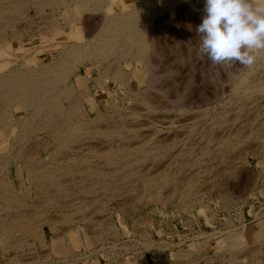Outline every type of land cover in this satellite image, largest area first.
I'll list each match as a JSON object with an SVG mask.
<instances>
[{
    "label": "rangeland",
    "instance_id": "1",
    "mask_svg": "<svg viewBox=\"0 0 264 264\" xmlns=\"http://www.w3.org/2000/svg\"><path fill=\"white\" fill-rule=\"evenodd\" d=\"M147 1L148 0H123L122 4L123 7L125 6V8L122 9L114 8L115 6L112 7L111 2L106 0L105 8H100L97 10L91 9V11L82 13L86 18L85 21H87L86 31H82L79 33V36L81 35L82 38H79L77 36L73 37L71 33L72 28L63 30L59 29L57 26H53L54 29L52 31L49 30L45 21L42 20V14L37 15V13H35L36 8L31 7L30 16L33 23L31 20L30 22L29 20H23L15 24L16 29L21 32L23 31L24 36L22 37L23 40L21 42H17L13 46L14 48L18 49L19 47H21L20 45L23 44L22 42H24V51H18L13 55H9L8 59L10 58L9 60H11V63L9 62V64L13 65L14 63L19 62V60L24 61V59H26V55H29V58L31 60L30 63L42 61L43 63H45L50 61L53 56L58 57L59 55L57 54V51L59 48L64 47L63 45L67 40L66 37H70L68 40L79 42L89 39L85 36V34H88L89 32V34H93L100 29L101 24L103 23L102 20L106 15L105 13H108L110 15H113L114 13L122 14L126 11H131V9L134 7L144 8L143 10L154 9V11L158 12V14H154L152 25L154 27L149 30L150 32H148L147 34L149 37L154 35L152 36L154 42L146 58V62L144 64H141V67L137 70L136 66L130 68L125 62H121V65L124 68L123 70H126L127 72H134L133 80L135 83H133L140 94L136 93V90L133 92V94L135 93L134 95L131 94V92L128 96V94L125 93L126 88L124 85L115 82L112 79L106 78V85L115 93L117 99L114 102L115 106H113L112 109L111 107H108L107 102L109 101L106 100V103L104 105H101V111L104 114V117L106 119L105 121L116 120L120 122V117L123 114L126 117L130 116L129 118L131 119L136 117L139 118V121H147L146 123H149L148 125L150 127H158V134L154 136V140L159 139L158 135L160 137L164 133V135H166L167 131H170V133L167 132L168 134L166 136H168V138L170 139L173 137V143L169 145V147L172 148L171 150L169 147L168 149L164 148L165 150L160 153L161 157L159 158H164L162 159L163 162L164 160L165 162H167L166 159L168 158L167 164H169L168 169L171 170L170 173L174 170V172L172 173L173 175L171 176V181L176 180L177 182L172 181L173 183L166 184L167 186H165L164 184V187H162L163 196L168 195L167 192L170 193V190H173L172 187L176 185L182 187L184 183L189 179V177L197 179V184L195 185L194 189L196 191H194V195L189 199L190 201L188 200V203L179 201L180 192L177 193L173 199H170V201L165 199L161 201L153 199L151 200L148 197V191L143 192L145 189L144 184H142L143 182H141V177L135 175H128L127 177H125L124 174H122L123 177L122 175L119 177H117L118 175L116 176L117 179H124L123 184L126 185L121 188L122 190L120 189L115 192H110L109 190L107 194L106 192L104 193V191H98L96 197H88L89 195L85 196L86 194H79V196H77V199L75 200H78L80 204L84 205L82 214V212L77 213L76 208H72V206L68 205V203H76L74 198L65 199L59 196L58 193L57 195L51 194L50 196L53 198V200L51 201L53 202L48 203L49 205L45 206V204H42L41 199H44V197L46 196L39 194L34 190L30 194H28V198L33 201H26L21 206L22 211L23 207H26L25 211L28 209V213L34 212L29 220H31L33 223H38L40 229L45 231L47 238L45 244L50 250L46 249V247L43 246V244L39 241V238L36 237L33 239V237H31L29 238L31 240H27L28 238H23L21 234H17L18 232L16 231V237L10 239V241L8 242L9 244L6 243L8 244V247H4V245L0 244V264H6L8 260H11V257L18 258L19 261L22 260L20 262L21 264H24V261L26 262L25 259H27V261L29 262H31L32 259H35V261H32L31 264H39L40 262L41 264H56L57 262V264H62L63 258H65V256L62 254H58L56 250H53L52 240L54 234L60 235L62 233V229H64L63 226L65 227L66 224H70L68 225L70 227H72L73 225H77L79 227L81 236L92 237V240H90L89 242L92 241L95 243H91L90 245H88V239H85L86 241H84L86 242V244L81 243L78 246L74 245L73 249L75 250V253L73 254L74 256H71V261L73 264H182L183 262V264H233L230 260L235 261L237 258L239 260L237 259L238 262L236 260L237 263L234 264H264V163H262L261 161L262 156H256L249 152L252 147H256L257 145V147L264 146V140L263 143H259L261 139H264V94L260 93L259 95H256L258 94L256 93L254 95L256 91H259L258 89H248L249 91L246 92L247 90L245 91V88H241L237 91L234 86V84L237 83L238 77L247 74L251 75V77H254V81L257 80L255 79V77H260L263 79L262 81H260L264 82V63L262 62L260 54L258 53L260 50L254 53L256 59L255 64H253L252 67H244L236 62H225L222 65L213 64L207 57L198 54L200 38L196 33V27L197 25H199L204 15V0H186L179 3L172 9L169 8L170 5L167 0H154L153 2L146 3ZM249 2L252 5L254 4V6L262 4V1L260 0H249ZM158 9L161 10L158 11ZM46 11L51 12L50 9H47ZM62 15H64V13L62 10H60L59 17L61 21H64V19H62V17L64 18V16ZM87 18L89 19V21ZM27 21L29 22V24ZM87 24H89V26ZM151 31L153 34L151 33ZM110 60L112 61V67H114L117 61L116 56H112ZM257 61L259 63H256ZM148 62H150L151 64H149ZM0 63V65H2L3 67L4 62L2 61ZM133 65L135 64L133 63ZM85 72L86 67L83 66L81 68L82 75L85 74ZM260 74L262 75V77ZM95 77L96 76L91 78L90 85L93 88L92 90L95 96L97 97V104L98 102L104 103L105 97H103V94L99 91V86H96L97 84L94 82ZM235 90L237 91V93H235ZM150 92L154 95L152 94L153 96H151ZM157 100L160 102H158ZM152 102L154 103L152 104ZM86 104L89 105V102L87 101ZM256 104H258V106ZM112 105L113 103L110 104V106ZM258 107L263 111H261ZM107 108H109L110 110ZM255 108L257 109V111ZM180 110L183 112H181ZM240 111H242V113ZM180 113H182L183 116L185 115L189 118L192 117L186 125L177 123L180 118ZM90 114L91 117H94L96 115V111H91ZM178 114L179 116H177ZM239 114L243 117H241ZM149 115L155 116L156 119L155 117L153 119L152 116L151 118ZM175 117H177L178 119ZM219 117H221V119L224 118L227 120H220ZM172 118L173 120H176L173 121V123L176 122L175 124L169 122L172 121ZM217 119L219 120V122ZM244 120H246L247 122ZM150 122L153 125H150ZM217 122L219 124H217ZM241 122L242 126L244 127L241 126ZM261 123L263 124L261 125ZM187 125L189 127L191 125H194L195 128L194 126H191L192 129H187L185 128L187 127ZM198 126L199 128H197ZM236 127L240 128L237 129ZM256 127H258L257 129L260 128L259 130L261 134L258 137L259 139H254L250 135L251 131ZM182 128H185L186 130ZM179 129L182 130L180 131ZM228 129L231 131H229ZM215 130L217 132H215ZM189 131L191 133H189ZM228 131L230 132V135ZM240 131L244 133H240ZM174 132H176V134H173ZM198 132L202 133H200L201 135L199 134L201 137L198 135ZM236 132L240 136L242 135L243 138L242 136L238 137L239 135L236 134ZM177 134H179V136ZM244 134L247 135L246 138L244 137ZM235 135L238 138L235 137ZM198 136L200 139L198 138ZM162 137H160V141L162 143L168 142L165 141L167 137L165 138L164 136L163 138L165 140H161ZM233 138H236L234 141H237L234 142V144H237L234 145L232 142L229 148L227 147L228 149L225 146H223V148L221 149L223 145V139L233 140ZM208 140L210 142H208ZM184 141V144H187L188 142V144L191 143L192 145L187 144L186 146L183 144ZM245 142H247V144ZM261 143L263 145H261ZM31 144L34 145V142L30 141L28 146H30ZM182 144L183 146H181ZM204 144L209 145L210 148L212 147L211 150L209 149L205 153L203 149H201L204 148ZM7 147V139L0 142V152L6 150ZM186 147H188L189 149L187 150V152L179 153L182 148ZM216 147L218 148V150ZM190 148H193L192 151H194H190ZM32 149L33 151L37 150V152L44 158L47 156V151L45 150L30 148V150ZM166 151L170 153L169 155L172 156L166 154V158V156H164ZM95 159H97V161L100 160L98 156L97 158L95 157ZM133 160L134 158L128 160L127 162L130 163V161ZM153 160L154 159L148 160L147 163L150 164ZM124 163H126V160L124 161ZM147 163H145V165ZM137 167L139 169L141 168L140 165L136 166V168ZM15 169L16 165H11L9 169L10 171H8L10 172V176H12L14 180V191L24 194V189L27 185H29V182L27 181L25 186L21 188L18 181V176L15 173ZM114 169L115 167L112 170ZM127 172L128 167L126 169V173ZM76 174L79 175V173L73 172L72 174H70L71 176L73 175V177H71L70 175V178L68 177L69 180L72 179V185L75 184L73 179L74 177H77ZM22 175L23 178H27L26 171L22 173ZM74 186H70L71 193L74 192V190V193L78 192L79 187L77 185L75 187ZM21 189L24 191H22ZM51 192L56 193L54 190H51ZM116 193H118V195H116ZM143 193L146 195L142 196L144 195ZM108 194H110L111 197ZM35 199H37L36 202L40 201L41 204H36ZM195 199L196 201H194ZM180 202L183 204V206L179 205L181 204ZM0 208L2 207L0 206ZM73 211H75L76 213L72 214L74 215V218L71 222H67L66 224L64 222H60L62 219L61 217H63L62 215L69 212L72 213ZM84 211L88 219L86 216L83 217ZM41 215L44 216L41 217ZM40 217L43 220H41ZM50 221H54L56 223L55 225H57L58 227L55 226L54 229H52L51 226H49ZM110 223H112L113 225ZM106 225H112L113 229L117 227L118 229H116V231H113L114 234L112 232H109L111 234H105V237L103 238L104 240L102 239V241L99 238L97 239V237L95 238V235L98 236L99 233L102 232V228L104 226L106 227ZM240 228L243 229V232ZM117 231L119 233H117ZM238 231H241L244 235V238L246 239L245 240L242 237L246 243L239 246V248H242H240L242 252L237 246L236 247L239 249V251L237 248L235 250L233 249L234 247H231L233 246L231 245V242L233 240L232 237L233 235H236L234 234V232L239 233ZM252 232L254 235L252 234ZM70 235L68 233L66 237V239L69 241H71L73 238L71 233ZM149 237L151 238V242H153L154 245L148 247L146 244L145 247V240L147 242L150 241ZM18 239H22L27 243H23V246L21 247V245L19 246L16 243ZM56 240L58 241V239ZM56 240L55 242H57ZM142 242L144 245L142 244ZM111 245H115L114 248H112ZM159 246L161 249L156 248ZM244 246L247 249H244ZM18 247H21L23 249H19ZM32 252L39 258H34L36 256H33ZM159 252L162 253L160 254ZM240 252L243 254L241 255ZM11 253L12 255L13 253L15 255L12 256ZM6 254H9L11 256H7ZM42 254L43 256L41 257ZM242 256L245 257L242 258ZM29 257L31 260L28 259ZM232 257L233 259H231ZM118 260L121 262H119ZM43 261L44 263H42Z\"/></svg>",
    "mask_w": 264,
    "mask_h": 264
},
{
    "label": "bare ground",
    "instance_id": "2",
    "mask_svg": "<svg viewBox=\"0 0 264 264\" xmlns=\"http://www.w3.org/2000/svg\"><path fill=\"white\" fill-rule=\"evenodd\" d=\"M105 1L106 0H0V62H2V61L4 62L3 67H2V65H0V142H2L5 139L8 140L7 149L4 150L3 152H0V206L2 207V208H0V244L4 245V247H6V246L8 247V244H9L8 242L10 241V239L16 237V231H17L18 232L17 234H21V236L23 238H25V237L28 238L27 240H31V239H29L31 237H33V239L36 237L39 238V241L43 244V246H45L46 249H49V248H47L48 246L45 244V241L47 239L45 231L40 229V226L38 225V223L36 224V223H33L31 220H29V218L32 216V214L34 212L28 213L27 212L28 209L25 211L26 207L25 208L23 207V211H22L21 206L26 201H31V202L33 201V200H30L28 198V194H30L34 190L36 192H38L39 194L46 196V197H44V199H41L42 200L41 202H42V204H45V206H48L49 205L48 203L53 202V201H51V200H53V198L50 196L51 194L57 195V193H58V195L61 196L62 198H65V199L66 198H74V200H75V199H77V196H79V194H86L85 196L89 195L88 197H90V196L96 197L98 191H104V193L106 192V194L109 190H110V192L111 191H114V192L118 191L121 188H123L126 184H123L124 179L123 180L117 179L116 176L118 175L117 177H119L122 174H124L125 177H127L128 175L129 176L135 175V176L141 177V182H143L142 184H144V189H145L144 191L143 190L142 191L143 192L148 191V197L151 200L153 199V200L161 201V200L165 199V200L170 201V199H173L174 196L180 192L179 193L180 194V196H179L180 200L179 199H177V200L184 201V202L188 203V200L194 195V191H196L194 189H195V185L197 184L196 183L197 179H195L193 177H191V178L189 177V179L184 183V185L182 187L176 185V186L172 187L173 190L171 189L170 193L167 192L168 195L163 196V191H162V187H164L163 185L165 184V186H167L166 184H169V183L171 184L174 181H176V180H172L173 182L171 181V176L173 175L172 173L174 172V170H173V172L170 173L171 170L168 169L169 164H167L168 158H167L166 154L169 155L170 153H168L167 151H166L167 153L165 152L164 156H166L167 162H165V160H164V162L162 161V159H164V158H162V159L159 158V157H161L160 153L165 150L164 148L168 149L169 145H171L173 143V137L170 139V138H168V136H166L168 133H170V131H167L168 133L166 132V135H164L165 133L164 134L162 133L165 136V138L166 137L167 138L165 140L163 138L164 136L161 135L160 137L163 136L161 138V140L163 139L165 141H168V142L162 143L160 141L159 135H158L159 139L157 138L158 140H154V136L158 134L159 128L155 127L156 128L155 129V128H153V126L150 127L148 125L149 123H146L147 121H145V122H143V120L139 121L138 120L139 118H136V117L131 119V118H129L130 116L126 117L123 114L122 115L124 117L121 115V117H120L121 120L119 119L120 122L116 121V120L115 121H109V120L105 121L106 119L104 117L103 112L101 111V105L102 104L104 105L106 103V100L109 101V102H107L108 107L109 108L111 107V109H112L113 106H115L114 102L117 99L115 96V93L106 85V82H105L106 78L112 79L113 81L124 85L126 88L125 93L128 94V96L131 92H132L131 94H133V92L137 90L135 85H134L135 82L133 80V77H134L133 73L134 72H129V71L127 72L126 70H123L124 68L121 65L122 64L121 62L122 61L125 62L127 64V66H129L130 68L131 67L133 68V66H136L137 67L136 70L141 67L140 66L141 64H144L146 62V58H147V56H148V54H149V52L153 46L152 44L154 42L152 39L153 38L152 36H154V35H152L153 34L152 31H151V33H152L151 37H149L147 35L148 32H150L149 30H151L154 27V26H152L154 14H156V13L158 14V12L154 11V9L153 10H150V9L143 10L144 8L134 7L131 9V11H126L125 13H122V14L114 13L113 15L112 14L110 15L108 13H105L106 15L102 20L103 23L101 24L100 29L97 32H94V33L92 32L93 34H89L90 32L88 34H85V36L88 37L89 39H86L85 41L79 42V41L68 40L70 37H66L67 35L64 36V37H66L67 40H66V43H64V45H63L64 47L58 49V51H57V54L59 55L58 57L53 56V58H51L50 61L45 62V63H43V61L30 63L31 60L29 58V55L25 54L26 59H24V61L19 60V62L14 63L13 65L9 64V62L11 61V60H9L10 58L8 59L9 55H11V54L13 55L14 53H16L18 51H24V42H22L23 44H21L20 45L21 47H19L18 49L14 48V46H13L15 43L21 42L23 40L22 37L24 36L23 31L21 32L18 29H16L15 24L17 22H20L23 20H25V21L29 20V22H30V20L32 21V18L30 16V8L31 7L36 8L35 13H37V15L42 14V18H43L42 20L45 21L49 30L52 31L54 29L53 26H57L59 29H63V30L68 29V28H72L71 29L72 36L73 37L77 36L79 38H82L81 35L79 36V33L82 31H86V29H87V26H86L87 21H85L86 18H85V16H83L82 13L87 12V11H91V9L97 10L100 8L101 9L105 8ZM108 1L111 2L112 7L115 6L114 8H122V9L125 8V6L123 7V4H122L123 0H117V1L116 0H108ZM153 1L154 0H148L146 3H150ZM161 1H164V0H161ZM167 1L170 5L169 8L172 9V8L176 7L179 3L184 2L186 0H167ZM260 1H262L261 3H264V0H260ZM253 6H254V4H253ZM162 8H165V7H162ZM47 9H50L51 12L46 11ZM60 10H62L64 13V15H62V16H64V18L62 17V19H64V21H61V19L59 17V11ZM160 10L161 9H158V11H160ZM161 13H163V12H161ZM100 15H99V17H100ZM16 20H19V21H16ZM98 20H101V19H98ZM88 21H89V19H88ZM29 22H28V24H29ZM32 23H33V21H32ZM89 24H87V25L89 26ZM29 29H31V28H29ZM155 39H156V37H155ZM155 44H156V42H155ZM258 53L260 54V58L262 59V62L264 63V49L260 50ZM112 56H114V57L116 56V58H117L116 65L114 67H112V61L110 60V58ZM113 59H115V58H113ZM133 63L135 65H133ZM148 63L151 64L150 62H148ZM256 63H259V62L257 61ZM259 65H261V64H259ZM83 66L86 67V72H85V74L82 75L81 68ZM148 68H149V66H148ZM96 72H97V74H96ZM149 73H150V71H149ZM245 74H247V73H245ZM94 76H96L95 80H94V82L97 84L96 86H99V91L103 94V97H105L104 103L98 102V104H97V97L95 96V94L92 90L93 88L90 85L91 78H93ZM261 77H262V75H261ZM253 78L254 77H251V75H248V74L243 75L241 77H238L237 83H235L236 85L234 84L235 89L238 91L241 88H243V89L245 88V91L247 90L246 92H248L250 89H258L259 90L258 92L256 90H254V91H256L254 93V95L256 93H258L256 95H259L260 93L264 94V82H261L263 79L260 77L259 78L255 77V79H257V80L254 81ZM79 86H81V87H79ZM237 91L235 93H237ZM241 92H244V91H241ZM136 93L140 94V92H138V90ZM152 94L153 93H151V96L154 95V94L153 95ZM161 94H162V92H161ZM252 95H253V93H252ZM250 97H252V96H250ZM150 99H151V97H150ZM87 101L89 102V105L86 104ZM155 102H156V100H155ZM158 102H160V101H158ZM112 103H113V105L110 106V104H112ZM153 103L154 102H152V104ZM94 104H96V105H94ZM253 104H252V106H253ZM258 104H256V105L258 106ZM132 106H134V105H132ZM149 106H147V107H149ZM155 107H156V105H155ZM259 107H261V106H259ZM109 108H107V109H109ZM191 108H192V106H191ZM172 109H174V108H172ZM91 111H96V115L94 117H91V114H90ZM143 111H145V110H143ZM256 111H257V109H256ZM261 111H263V110H261ZM153 112H151V113H153ZM181 112H183V111H181ZM240 112L242 113V111H240ZM258 113H259V111H258ZM244 114H245V112H244ZM250 114H252V113H250ZM126 115H128V114H126ZM153 115H155V114H153ZM237 115H238V113H237ZM149 116L151 117L152 115H149ZM149 116H147V117H149ZM177 116H179V114ZM225 116H226V114H225ZM137 117H138V115H137ZM152 117L154 119L155 116H152ZM241 117H243V116H241ZM244 117H245V115H244ZM175 118H177V117H175ZM190 118H192V117H190ZM190 118L186 117L185 115L183 116V114L180 113V118L177 121V123L181 124V125H186L189 122ZM219 118H220V120H222V119L227 120L224 118L221 119V117H219ZM235 118H233V119H235ZM155 119H156V117H155ZM157 120H158V118H157ZM171 120L172 121H169L171 123H173V121H176V120H173V118ZM244 121H246V120H244ZM215 122H216V120H215ZM218 122H219V120H218ZM218 122H217V124H219ZM175 123H173V124H175ZM262 124L263 123H261V125ZM150 125H153V124H151V122H150ZM191 126H194V125H191ZM191 126L189 127L187 125V127H185V128L189 129V128H191ZM232 126H231V128H232ZM241 126H242V122H241ZM242 127H244V126H242ZM185 128H182V129L186 130ZM194 128H195V126H194ZM197 128H199V126ZM238 128H240V127H238ZM257 128L258 127H256L253 130L251 129L252 131H251L250 135L254 139L258 138L261 134L260 130H259L260 128L259 129H257ZM179 130H177V131H179ZM201 130H202V128H201ZM229 131H231V130H229ZM233 131H232V133H233ZM191 132H192V130H191ZM191 132L189 131V133H191ZM215 132H217V131L215 130ZM237 132H236V134L239 133V132L238 133ZM200 133L198 132V135ZM240 133H244V132L240 131ZM263 133H264V131H263ZM159 134H160V132H159ZM173 134H176V132H174ZM185 134H187V133H185ZM177 135L179 136V134H177ZM226 135H227V132H226ZM229 135H230V132H229ZM199 136H198V138H199ZM241 136L239 135L238 137H241ZM246 136L247 135H245L244 137L246 138ZM156 137H155V139H156ZM235 137H237V136L235 135ZM191 138H192V136H191ZM242 138H243V136H242ZM174 139H177V138H174ZM235 139L236 138H233V140H231V139L224 140L223 139L222 140L223 145H222L221 149L223 148V146H225L226 148L227 147L229 148V146H230V144H232V142L234 144V142L237 141V140L234 141ZM258 139H257V141H258ZM263 140L264 139H261V141H259V143L260 142L263 143ZM30 141H33L34 145L31 144L30 146H28ZM194 141H197V140H194ZM208 142H210V141L208 140ZM184 143H185V141L183 142V144ZM245 143L247 144V142H245ZM262 143H261V145H263ZM183 144L181 146H183ZM187 144H188V142H187ZM187 144H184V145L187 146ZM189 144H191V143H189ZM235 144H237V143H235ZM199 146H200V144H199ZM257 146L252 147L249 152L256 155V156H262L261 161H262V163H264V158H263L264 157V146H262V147L261 146L257 147ZM201 147H202V144H201ZM30 148H36L38 150H41V149L45 150V151H47V156L44 158V157H42L41 154H39L37 152V150L34 149L35 151H33V149L30 150ZM169 148L171 150L172 147H169ZM211 148L209 145H205L204 148H201V149H203V151L206 153V151H208L209 149L211 150ZM192 149L193 148H190V151H192ZM187 150H189L188 147L182 148L179 153L187 152ZM217 150H218V148H217ZM190 154H191V152H190ZM97 156H98V158H100V160H98V161H97V159H95V157L97 158ZM169 156H172V155H169ZM191 156H193V155H191ZM133 158H134L133 161H130V163L127 162L128 160L133 159ZM171 158H173V157H171ZM171 158H170V160H171ZM152 159H154V160L150 164L147 163L148 160H152ZM125 160H126V163H124ZM145 163H147V164L145 165ZM196 163H197V161H196ZM11 165H16L15 173L18 176V181H19L21 188H23V186H25L27 181L29 182V185H27L24 189L25 190L24 194H22L21 192L17 193L14 191L15 190L14 180H13V177L10 176V172H8V171H10L9 169H10ZM139 165L141 166V168L139 169L137 167L139 169V171H138L136 166H139ZM114 167H115V169L112 170ZM127 167H128V172L126 173ZM192 167H194V166H192ZM25 171L27 173V178L25 176H24L25 178L22 177L23 176L22 173H24ZM73 172L79 173V175L76 174L77 177H74V179H73L74 183L79 187L77 193H74L75 190H74V192L71 193V187L70 186H74L75 184L72 185L71 182L73 183V181H72V179L69 180V178L71 176L70 174H72ZM71 177H73V175ZM122 177H123V175H122ZM173 185H175V184H173ZM173 185H171V186H173ZM24 190H22V191H24ZM51 190H54L56 193L51 192ZM196 193H198V192H196ZM108 195H110V194H108ZM116 195H118V193H116ZM145 195L146 194H144L142 196H145ZM110 197H111V195H110ZM36 200L37 199H35V202H36ZM194 201H196V199ZM37 203H40V201L36 202V204ZM68 205L72 206V208H76L77 213L82 212V214H83L84 205L80 204V202L78 200L76 201L75 204H69L68 203ZM179 205L183 206L182 203ZM186 205H188V204H186ZM120 207H121V205H120ZM86 208H88V207H86ZM29 210H30V208H29ZM34 210H36V209H34ZM48 210H50V209H48ZM87 211H88V209H87ZM3 213H5V214H3ZM75 213L76 212L73 211L72 213L69 212L67 214L62 215L63 217L60 216L62 218L60 222L61 223L64 222L65 224L67 222H71L72 219L74 218V215H72V214H75ZM43 216L41 215V217H43ZM85 216H86V214L84 211L83 217H85ZM87 219H88V217H87ZM41 220H43V219L41 218ZM54 221L49 222V226H51L52 229H54V227L57 226V225H55L56 223ZM47 223H48V221H47ZM110 224H112V223H110ZM58 225H59V222H58ZM66 225H65V227L63 226L64 229H62L63 231L60 235L59 234L53 235L52 246H53L54 251L56 250L58 254H62L65 256V258H63L62 264H73L71 261L72 260L71 256H74L73 254L75 253V250L73 249L74 245L78 246L81 243L86 244L85 241L87 239H88L87 244L89 243L88 245H90L91 243H94V242H92V241L89 242L90 240H92V237H89V236L82 237L80 230H79V227L77 225L75 226L72 224L73 225L72 227L68 226L70 224H68L67 226ZM112 225H110V226L106 225V227L104 226L103 228L101 227L102 232L99 233L98 236L95 235V238L97 237V239L99 238L102 241V239L105 237V234H108L109 232H112L114 234L113 231H116V229H118V227L117 228L114 227L115 229H113ZM235 230H237V229H235ZM241 230L243 232V229H241ZM242 232L241 231L239 233L234 232V234H236V235H233V237H232L233 240L231 242V245H233V246H231V247L232 248L234 247L233 249H235V250L237 247L239 248V246H241L242 244L244 245L246 243L245 242L246 239L244 238V235L242 234ZM68 233H69V235L71 233L73 236L71 241L66 239ZM117 233H119V232L117 231ZM109 234H111V233H109ZM144 238H148V237H144ZM56 239H58V241ZM55 240L57 242H55ZM6 243H8V244H6ZM16 243L19 246L21 245V247H22L23 243H27V242H24L22 239H18V241ZM142 244H143V242H142ZM144 244H145V247H146V244L148 247L154 245L153 242H151V238H150V241H148V242L145 240ZM26 246H27V244H26ZM114 246L115 245H113V246L111 245L112 248H114ZM160 246L156 247V248L158 249V248H160ZM34 247H35V245H34ZM243 248L247 249V248H245V246ZM21 249H23V248H21ZM239 249H238V251H239ZM241 249H240V251H241ZM9 250H11V249H9ZM33 252H32V254H33ZM21 253H24V252H21ZM28 253H30V252H28ZM43 253H44V251H43ZM35 254H36V252H35ZM242 254L243 253H241V255ZM11 255H12V253H11ZM11 255H9V256H11ZM13 255H15V254L13 253ZM257 255H258V253H257ZM33 256H36V255L33 254ZM42 256H43V254L41 255V257ZM223 257H222V259H223ZM243 257H245V256H242V258ZM34 258H39V257L36 256ZM28 259L31 260L30 257ZM117 259H119V258H117ZM231 259H233V257ZM20 260H21V258H20ZM25 260H26V262L24 261V264H31L32 261H35V259H32L31 262L27 261V259H25ZM74 260H76V259H74ZM236 260L235 261L230 260V261H232V263L234 264V263H237L239 259L237 260V262H236ZM21 261H19L18 258L11 257V260L10 261L8 260V262L6 264H21L20 263ZM119 262H121V261H119ZM225 262H227V261H225ZM42 263H44V261ZM39 264H41V262ZM114 264H116V263H114ZM142 264H144V263H142Z\"/></svg>",
    "mask_w": 264,
    "mask_h": 264
},
{
    "label": "clouds",
    "instance_id": "3",
    "mask_svg": "<svg viewBox=\"0 0 264 264\" xmlns=\"http://www.w3.org/2000/svg\"><path fill=\"white\" fill-rule=\"evenodd\" d=\"M198 54L213 64L255 63L254 53L264 49V3L249 0H204V15L196 27Z\"/></svg>",
    "mask_w": 264,
    "mask_h": 264
},
{
    "label": "crops",
    "instance_id": "4",
    "mask_svg": "<svg viewBox=\"0 0 264 264\" xmlns=\"http://www.w3.org/2000/svg\"><path fill=\"white\" fill-rule=\"evenodd\" d=\"M252 234H253V232H252ZM254 235V234H253ZM160 254L162 253V252H159ZM138 254H139V252H138Z\"/></svg>",
    "mask_w": 264,
    "mask_h": 264
}]
</instances>
